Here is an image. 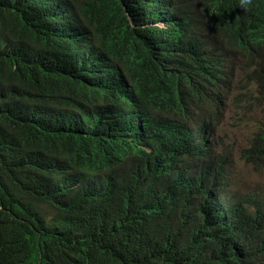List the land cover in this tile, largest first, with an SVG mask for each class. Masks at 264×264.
Wrapping results in <instances>:
<instances>
[{
  "label": "trees",
  "instance_id": "obj_1",
  "mask_svg": "<svg viewBox=\"0 0 264 264\" xmlns=\"http://www.w3.org/2000/svg\"><path fill=\"white\" fill-rule=\"evenodd\" d=\"M239 56L264 99V0H0V264H264L216 113L192 127Z\"/></svg>",
  "mask_w": 264,
  "mask_h": 264
},
{
  "label": "rangeland",
  "instance_id": "obj_2",
  "mask_svg": "<svg viewBox=\"0 0 264 264\" xmlns=\"http://www.w3.org/2000/svg\"><path fill=\"white\" fill-rule=\"evenodd\" d=\"M263 114L264 108L248 112V103L237 108L230 100L215 137L228 159L234 188L264 203V168L255 167L242 154L264 128Z\"/></svg>",
  "mask_w": 264,
  "mask_h": 264
},
{
  "label": "clouds",
  "instance_id": "obj_3",
  "mask_svg": "<svg viewBox=\"0 0 264 264\" xmlns=\"http://www.w3.org/2000/svg\"><path fill=\"white\" fill-rule=\"evenodd\" d=\"M253 1L254 0H238V3H239V6L246 11L250 3ZM232 61L234 62V66L237 68H236V72L234 75V86H233V89L226 95L225 105L222 107L218 106L216 103H213V104L208 103L206 105L201 104L200 106L199 104L195 105L194 106V118L195 119L192 122V127L196 129L199 128L203 124V119L205 118V116H207V120H209L210 112L216 113V117L215 119H213V129H212V133L210 137L215 139L216 144H217V151L224 157L225 167H226V171L228 173L229 182H230V187H229L230 195L234 196L240 201L247 202L248 210H252L255 207L257 202H259L260 205L264 208V203L262 201L253 197L250 193H242L240 189L234 188L228 159L224 155L223 151L221 150L218 139H216L215 137L217 127L220 126L224 118L225 111L227 107L229 106L230 100L237 108L242 107L243 105L248 103V112L256 108H260V109L264 108V99L262 98V94L260 93V90H258V85L256 83L252 84L251 90L248 88H243L238 84V83L244 82L245 72L247 71L246 66H244L243 69H240V67L238 66L243 63L248 64L249 66H253L254 65L253 62L249 61V57L247 58L243 56L234 57ZM122 100L126 105H129L130 99H128L129 102L125 100V98H123ZM263 125H264V114H263ZM261 135H263L262 139H258V137H260ZM253 139L258 140L255 146L258 144H262L264 146V128L256 132L255 137ZM246 148L243 150L242 154H243V157L248 161V158L246 157ZM248 162L253 164L255 167L264 168L263 160L259 161L260 163L259 165L254 164L252 160Z\"/></svg>",
  "mask_w": 264,
  "mask_h": 264
},
{
  "label": "bare ground",
  "instance_id": "obj_4",
  "mask_svg": "<svg viewBox=\"0 0 264 264\" xmlns=\"http://www.w3.org/2000/svg\"><path fill=\"white\" fill-rule=\"evenodd\" d=\"M167 19V18H166ZM166 63V62H165Z\"/></svg>",
  "mask_w": 264,
  "mask_h": 264
}]
</instances>
